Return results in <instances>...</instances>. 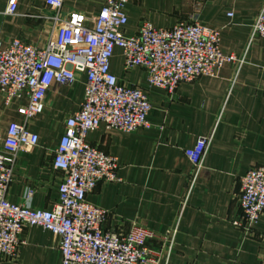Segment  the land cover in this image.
Segmentation results:
<instances>
[{"label": "crops", "instance_id": "crops-1", "mask_svg": "<svg viewBox=\"0 0 264 264\" xmlns=\"http://www.w3.org/2000/svg\"><path fill=\"white\" fill-rule=\"evenodd\" d=\"M103 2L63 0L61 11L92 17ZM6 6L0 0L2 44L19 37L43 45L51 13L45 0H18L15 14H6ZM262 10L264 0H130L125 6L126 34H134L142 20L171 27L198 11L202 24L220 30L222 53L236 57L217 76L180 82L169 94L147 87L142 68L124 71L121 49L114 48L110 70L123 84L144 86L152 108L148 125L134 131L100 124L87 133L88 142L117 158L119 180L98 182L86 198L107 211L105 228L125 232L138 221L153 230L146 245L160 264H264V214L250 231L232 223L240 217L239 178L264 163V42L253 34ZM76 77L71 86L53 83L42 112L28 120L20 111L25 98L7 105L0 92V135L12 121L38 135L36 145L16 152L6 193L10 202L48 210L58 202L63 172L53 168L52 156L66 117L83 97L85 74ZM209 137L196 172L184 150ZM20 238L15 260L0 264H61L58 239L50 231L26 226Z\"/></svg>", "mask_w": 264, "mask_h": 264}, {"label": "built area", "instance_id": "built-area-1", "mask_svg": "<svg viewBox=\"0 0 264 264\" xmlns=\"http://www.w3.org/2000/svg\"><path fill=\"white\" fill-rule=\"evenodd\" d=\"M129 2L104 0L97 14L88 17L78 11L63 14V0H45L51 13L46 15L50 26L43 45L19 37L2 44L0 38V92L7 105L25 98L20 108L25 120L42 112L53 83L71 86L77 74L86 77L82 100L66 117L53 151L52 166L63 172V178L52 209L30 208L6 197L16 152L22 145H36L38 135L14 121L0 135V260H15L22 229L39 226L57 237L61 264H160L157 253L146 245L155 235L153 230L138 221H132L125 232L105 228L107 211L86 198L98 182L119 180L117 158L88 142L87 133L100 124L134 131L148 125L152 108L144 86L123 84L110 70L114 48L121 49L124 71L142 68L147 87L169 94L180 82L217 76L236 57L222 53L220 30L202 24L198 11L171 27L142 20L134 34H126ZM17 3L7 0L5 13L15 14ZM253 34L264 42V10L254 21ZM209 142L210 137L199 138L184 150L196 172ZM239 186L240 217L232 223L250 231L264 214V163L249 168L239 178Z\"/></svg>", "mask_w": 264, "mask_h": 264}]
</instances>
